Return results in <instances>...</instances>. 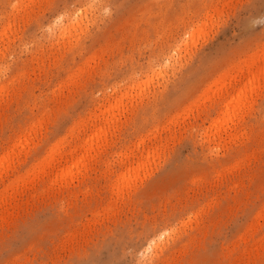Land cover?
<instances>
[{
    "label": "rangeland",
    "instance_id": "374dc122",
    "mask_svg": "<svg viewBox=\"0 0 264 264\" xmlns=\"http://www.w3.org/2000/svg\"><path fill=\"white\" fill-rule=\"evenodd\" d=\"M263 58L264 0H0V264H264Z\"/></svg>",
    "mask_w": 264,
    "mask_h": 264
},
{
    "label": "bare ground",
    "instance_id": "6f19581e",
    "mask_svg": "<svg viewBox=\"0 0 264 264\" xmlns=\"http://www.w3.org/2000/svg\"><path fill=\"white\" fill-rule=\"evenodd\" d=\"M263 59H264V58H263ZM261 60H262V59H261ZM251 61H252V60H251ZM253 62H254V61H253ZM258 63H259V62H258ZM263 64H264V63H263ZM247 66H248V65H247ZM263 66H264V65H263ZM260 68H261V67H260ZM260 68H259V69L257 68V69L260 71ZM263 68H264V67H263ZM237 70H238V69H237ZM255 70H256V68H255ZM255 70H254V71H255ZM258 70H257V71H258ZM236 72H237V71H236ZM252 72H253V70H252ZM252 72H251V73H252ZM253 74H254V73H253ZM237 75H238V74H237ZM245 75H246V74H245ZM247 76H248V74H247ZM255 76H256V78H257V75H256V74H255ZM225 77H226V76H225ZM261 77H262V76H261ZM232 78H234V75H233ZM252 78H253V77H252ZM227 79H228V78H227ZM253 79H254V78H253ZM230 80H231V79H230ZM247 80H248V79H247ZM249 80H250V79H249ZM257 80H258V79H257ZM254 81H255V79H254ZM248 82H250V81H248ZM248 82H247V83H248ZM244 83H245V82H244ZM245 84H246V83H245ZM228 85H229V84H228ZM256 85H257V84H256ZM256 85H255V86H256ZM226 87H227V86H226ZM244 87H245V85H244ZM248 87H249V86H248ZM252 87H253V86H252ZM252 87H251V88H252ZM225 89H226V88H225ZM243 89H244V88H243ZM248 89H249V88H248ZM244 90H245V89H244ZM246 90H247V89H246ZM240 91H241V90H240ZM119 100H120V99H119ZM120 101H121V100H120ZM117 105H118V104H117ZM110 106H111V105H110ZM111 108H112V107H111ZM113 109H114V108H113ZM104 112H105V111H104ZM107 113H108V112H107ZM105 115H106V114H105ZM107 120H108V119H107ZM106 122H107V121H106ZM106 122H105V123H106ZM111 122H112V121H111ZM109 124H110V123H109ZM108 126H109V125H108ZM105 127H106V126H105ZM95 128H96V127H95ZM98 129H100V128H98ZM101 131H102V130H99V132H101ZM103 132H104V130H103ZM103 132H102V133H103ZM94 133H95V132H94ZM97 136H99L98 133H97ZM97 136H96V134H95V138H96ZM24 137H25V136H24ZM90 139H92V137H90ZM98 139H99V138H98ZM95 140L97 141V139H95ZM59 141H60V140H59ZM88 141H89V139H85L83 143L80 142L81 144L79 145V147H83V151H84L83 153H81L82 156H81V155L77 156L78 154H76V156H74V155H72L73 152H72V153H71V151H68V152H67V154H68V153H71V154L69 155V156H71L70 164L67 165V166H65L64 168H60V170L62 171V172H60V173H62V175H60V177L63 176V175H67L69 171H70L69 174H71V173H72V172H71V169H70L71 167H72L73 169H74V167L78 168V166L81 165V163H83V162H82V159H86V158H88V157L91 156V155H90L91 146H90V144L88 143ZM60 142H61V141H60ZM91 143H92V142H91ZM55 144H57V143H55ZM55 144H53V146H54L55 148L53 149V147H52L53 150L51 149L52 152L50 151V153H51V154H50V155H51L50 157L55 158V157H56V154H57V157H56V159H57L59 156L61 157L63 153H62V154L59 153V154H60L59 156H58V153H55V152H57L56 149H58V147L60 146V145L58 146V145H55ZM56 146H58V147H56ZM74 149H75V148H74ZM74 149H73V150H74ZM81 149H82V148H81ZM74 151H75V150H74ZM81 151H82V150H81ZM59 152H60V151H59ZM62 152H63V151H62ZM54 153H55V156H53ZM75 153H76V151H75ZM75 153H74V154H75ZM9 154H10V153H9ZM64 154H65V153H64ZM64 154H63V156H64ZM66 156H68V155H66ZM66 156H64V158H65ZM45 157H46V156H45ZM52 158L49 159V160L51 161V162L48 164L49 166L51 165V163H53L52 160H56V159H52ZM60 159H62V157H61ZM68 159H70V158H68ZM146 159H147V157H146ZM0 161H1V160H0ZM43 161H44V160H43ZM65 161L67 162V157H66V160H65ZM85 161H86V160H85ZM45 162H47V163L49 162V161H48V158H47V161H45ZM45 162L41 163V164H42V167H41V168H42V170H43L42 172H44V166H43V165H46V167L48 166L47 163L44 164ZM140 162H141V161H140ZM140 162H138V163H140ZM143 162H144V161H143ZM54 163H56V162L54 161ZM65 164H66V163H65ZM67 164H68V163H67ZM140 164H141V163H140ZM36 165H37V164H36ZM39 165H40V164H39ZM82 165H83V164H82ZM143 165H145V164L143 163ZM40 166H41V165H40ZM141 166H142V165H141ZM61 167H62V166H61ZM37 168H38V167H37ZM41 168H40V171H41ZM47 168H48V167H47ZM80 168H81V167H80ZM136 168H137V167H136ZM133 169H134V168H133ZM138 169H139V168H138ZM32 170H33V169H32ZM26 171H28V170H26ZM29 171H30V170H29ZM40 171H39V172H40ZM132 171H133V170H132ZM135 171H137V170L135 169L134 172H135ZM42 172H41V173H42ZM57 172H58V171H57ZM127 172H129V171H126V173H127ZM27 173H28V172H27ZM37 173H38V172H37ZM124 173H125V172H124ZM124 173H123V174H124ZM18 174H19V173H18ZM33 174H34V173H33ZM42 174H43V173H42ZM135 174H136V173H135ZM24 175H25V174H24ZM24 175H23V176H24ZM57 175H58V174H57ZM125 175H127V176H125ZM128 175H129V174L127 173V174H124V178H121V177H120V178L117 177V178H118V179H121V180H122V179H124V180L126 179V180H125V182H126V181L129 179V178H128ZM130 175H131V174H130ZM133 175H134V174H133ZM137 175H138V173H137ZM137 175H136V176H137ZM120 176H122V175H120ZM15 177H16V176H15ZM32 177H33V176H32ZM125 177H127V178H125ZM137 177H138V176H137ZM27 178H28V175H27ZM33 178H34V177H33ZM55 178H56V177H55ZM19 179H20V178H19ZM60 179H61V178H60ZM134 179H135V178H134ZM23 180H25V179H23ZM27 180H28V179H27ZM30 180H31V179H30ZM32 180H33V179H32ZM54 180H55V179H54ZM121 180H120V182H122ZM124 180H123V181H124ZM129 180H130V179H129ZM129 180H128V181H129ZM16 181H17V180H16ZM118 181H119V180H118ZM9 182H10V181H9ZM12 182H13V181H12ZM28 182H32V181H28ZM120 182H119V183H120ZM32 183H33V182H32ZM119 183H118V184H119ZM126 183H127V182H126ZM116 184H117V181H116ZM124 184H125V183H124ZM124 184L122 183V185H124ZM7 185H8V184H7ZM7 185H6V186H7ZM9 185H10V184H9ZM13 185H14V184H13ZM24 185H25V184H24ZM112 185H113V187L116 188L117 190H119V188H121V187H118V185H117V186H116V185L114 186V184H112ZM120 185H121V184H120ZM122 185H121V186H122ZM130 185H131V184H130ZM18 186H19V185H18ZM128 186H129V184H128ZM13 188H14V187H13ZM7 189H8V188H7ZM1 190H2V189H1ZM13 191H14V190H13ZM15 191H16V190H15ZM121 191H122V190H121ZM0 193H1V192H0ZM15 193H16V192H15ZM119 193H120V192H119ZM9 194H10V193H9ZM112 194H113V193H112ZM168 232H169V231H168ZM160 233H161V232H160ZM161 235H162V233H161ZM155 239H156V238H155ZM158 239H159V238H158ZM162 239H163V238H162ZM159 240H160V239H159ZM151 241H154V240H151ZM156 241H158V240L156 239ZM159 242H160V241H159ZM154 243H156V242L154 241ZM157 243H158V242H157ZM157 243H156V244H157ZM151 244H152L151 247L153 248V245H154V244H153V243H151ZM151 244H150V245H151ZM150 245H149V247H150ZM159 245H160V243L158 244V246H157V245H156V246L154 245L155 248H154L153 250H156V247H159ZM153 250H152V251H153Z\"/></svg>",
    "mask_w": 264,
    "mask_h": 264
}]
</instances>
